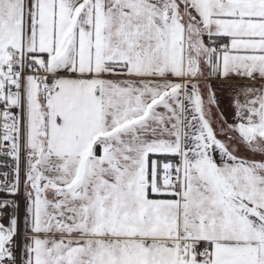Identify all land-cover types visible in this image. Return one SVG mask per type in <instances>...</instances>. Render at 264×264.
Returning <instances> with one entry per match:
<instances>
[{
  "label": "snow or ice",
  "instance_id": "1",
  "mask_svg": "<svg viewBox=\"0 0 264 264\" xmlns=\"http://www.w3.org/2000/svg\"><path fill=\"white\" fill-rule=\"evenodd\" d=\"M0 264H264V0H0Z\"/></svg>",
  "mask_w": 264,
  "mask_h": 264
},
{
  "label": "crops",
  "instance_id": "2",
  "mask_svg": "<svg viewBox=\"0 0 264 264\" xmlns=\"http://www.w3.org/2000/svg\"><path fill=\"white\" fill-rule=\"evenodd\" d=\"M226 104H227V102L226 101H223V106H225V108H226Z\"/></svg>",
  "mask_w": 264,
  "mask_h": 264
}]
</instances>
